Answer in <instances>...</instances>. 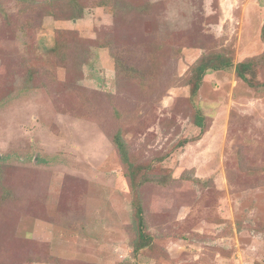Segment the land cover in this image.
Instances as JSON below:
<instances>
[{"label": "rangeland", "instance_id": "rangeland-1", "mask_svg": "<svg viewBox=\"0 0 264 264\" xmlns=\"http://www.w3.org/2000/svg\"><path fill=\"white\" fill-rule=\"evenodd\" d=\"M263 52L264 0H0V264H264Z\"/></svg>", "mask_w": 264, "mask_h": 264}, {"label": "trees", "instance_id": "trees-1", "mask_svg": "<svg viewBox=\"0 0 264 264\" xmlns=\"http://www.w3.org/2000/svg\"><path fill=\"white\" fill-rule=\"evenodd\" d=\"M82 8L78 7L75 10H73V16L78 17V14L76 13V11L81 10ZM258 60H262L264 61V52L262 53V55L258 58H248L245 61L239 62L236 64V72L237 75L239 77H241L244 80H248V78L246 77V71H249L250 69H252L254 67V65L257 64ZM203 60L200 61V63H198L195 67L192 68V74L193 77L191 78L192 82H193V91H197L200 88V84L203 78V75L205 73V71L208 68H213V69H220V68H226L232 65V61L231 60H227L226 58H220V59H214V62L212 65H209L207 63H203ZM197 117H199V119L196 120V122L201 126L202 128V132L204 131V123H203V115H198ZM114 142L118 148V152L120 153L121 159L123 161V163L127 164L128 169L131 170L132 174V178L131 180H134L135 176V170H134V165L130 159V155H129V151L127 148V144L126 141L124 140L121 132H118L115 137H114ZM128 176V173L126 174ZM133 187L135 185V183H132ZM141 202L140 200H136L135 204L133 206H135V216H136V223H137V227H138V234H137V238L135 237L133 239L132 242V246H133V252L134 253H138V251L148 245L150 243V237L148 234H146L145 232V223H144V210H143V206H141Z\"/></svg>", "mask_w": 264, "mask_h": 264}]
</instances>
